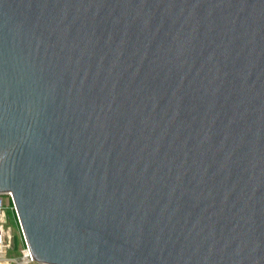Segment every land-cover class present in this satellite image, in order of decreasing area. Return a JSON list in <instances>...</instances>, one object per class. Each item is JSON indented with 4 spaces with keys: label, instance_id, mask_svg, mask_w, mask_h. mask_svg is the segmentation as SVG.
Wrapping results in <instances>:
<instances>
[{
    "label": "water",
    "instance_id": "1",
    "mask_svg": "<svg viewBox=\"0 0 264 264\" xmlns=\"http://www.w3.org/2000/svg\"><path fill=\"white\" fill-rule=\"evenodd\" d=\"M36 264H264V0H0V193Z\"/></svg>",
    "mask_w": 264,
    "mask_h": 264
},
{
    "label": "built area",
    "instance_id": "2",
    "mask_svg": "<svg viewBox=\"0 0 264 264\" xmlns=\"http://www.w3.org/2000/svg\"><path fill=\"white\" fill-rule=\"evenodd\" d=\"M7 210L13 214L22 242L18 254L14 256L9 255L12 247L9 242L11 235L5 227V221L8 219ZM0 264H36L24 239L14 198L10 191L0 193Z\"/></svg>",
    "mask_w": 264,
    "mask_h": 264
},
{
    "label": "rangeland",
    "instance_id": "3",
    "mask_svg": "<svg viewBox=\"0 0 264 264\" xmlns=\"http://www.w3.org/2000/svg\"><path fill=\"white\" fill-rule=\"evenodd\" d=\"M8 219L5 221V227L11 235V239L9 240L12 249L9 250V255H16L19 252L20 247L22 246V242L20 239V232L18 229V225L14 220L13 214L11 211L7 210Z\"/></svg>",
    "mask_w": 264,
    "mask_h": 264
}]
</instances>
